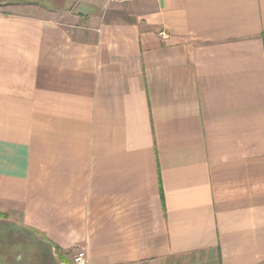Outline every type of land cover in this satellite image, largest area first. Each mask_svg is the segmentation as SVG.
Listing matches in <instances>:
<instances>
[{"label": "crops", "instance_id": "0c3cea01", "mask_svg": "<svg viewBox=\"0 0 264 264\" xmlns=\"http://www.w3.org/2000/svg\"><path fill=\"white\" fill-rule=\"evenodd\" d=\"M0 221L61 264H264V0L0 5Z\"/></svg>", "mask_w": 264, "mask_h": 264}, {"label": "rangeland", "instance_id": "374dc122", "mask_svg": "<svg viewBox=\"0 0 264 264\" xmlns=\"http://www.w3.org/2000/svg\"><path fill=\"white\" fill-rule=\"evenodd\" d=\"M29 1L1 0L0 5ZM8 224L0 221V264H61L52 256L48 245L36 240L38 236L18 224ZM72 255L67 258L68 264H73Z\"/></svg>", "mask_w": 264, "mask_h": 264}, {"label": "built area", "instance_id": "2783aa9c", "mask_svg": "<svg viewBox=\"0 0 264 264\" xmlns=\"http://www.w3.org/2000/svg\"><path fill=\"white\" fill-rule=\"evenodd\" d=\"M110 2H125L127 0H109ZM161 36H166L164 33H161ZM73 264H88L87 255L84 250H78L77 253L73 256Z\"/></svg>", "mask_w": 264, "mask_h": 264}, {"label": "water", "instance_id": "95a60500", "mask_svg": "<svg viewBox=\"0 0 264 264\" xmlns=\"http://www.w3.org/2000/svg\"><path fill=\"white\" fill-rule=\"evenodd\" d=\"M1 1V0H0Z\"/></svg>", "mask_w": 264, "mask_h": 264}]
</instances>
